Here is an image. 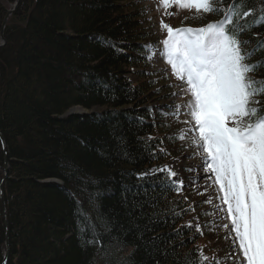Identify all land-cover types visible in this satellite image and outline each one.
Segmentation results:
<instances>
[{"label": "trees", "instance_id": "obj_1", "mask_svg": "<svg viewBox=\"0 0 264 264\" xmlns=\"http://www.w3.org/2000/svg\"><path fill=\"white\" fill-rule=\"evenodd\" d=\"M6 7L0 0V27ZM141 7L137 0H37L36 7L21 0L8 22L9 44L0 48L11 190L6 264H199L201 251L203 264H219L202 249L209 235L190 219V199L134 175L182 148L173 115H164L172 112L152 104L160 93L150 91L156 80L143 46L154 45ZM236 10L253 13L239 21L250 26L240 39L256 48L264 41V2L237 0ZM223 16L206 14L207 23ZM261 60L264 49L249 63ZM249 75L264 80V66ZM256 99L264 107V96ZM77 105L89 112L64 116ZM48 178L63 183L42 181ZM90 225L97 236L85 245L93 236L81 229Z\"/></svg>", "mask_w": 264, "mask_h": 264}, {"label": "snow or ice", "instance_id": "obj_2", "mask_svg": "<svg viewBox=\"0 0 264 264\" xmlns=\"http://www.w3.org/2000/svg\"><path fill=\"white\" fill-rule=\"evenodd\" d=\"M174 2L180 9H194L197 13L194 18L224 13L223 19L201 27L174 28L162 20L161 28L167 35L160 42L162 48L158 54L165 58L177 79L185 83V94H190L186 111L194 121L191 130L197 137L193 143L200 149L196 155L201 161L196 167L211 173L207 179L218 186L221 195L217 197L220 204L216 207L226 213L229 221L222 227L233 236V247H238L234 264H264V107L256 99L264 96V80L249 75L264 66V60L249 63L256 51L264 49V41L250 50L243 47L249 41L241 40L240 36L250 26L239 21L253 13L237 11V0L226 9L216 6L223 0ZM160 3L166 10L165 15H170L167 9L172 6V0H160ZM143 47L151 53L147 59L157 54L150 45ZM181 107L184 106H176L177 112ZM121 149H124L123 142ZM121 154L126 157V150ZM134 175L141 181L152 180L162 191L179 192L184 187V180L171 165ZM185 227L191 228V222ZM195 227L199 232L200 225ZM86 231H91L93 240L85 239L84 244L94 243L95 225L81 229L82 234ZM207 259L201 251L199 264Z\"/></svg>", "mask_w": 264, "mask_h": 264}, {"label": "rangeland", "instance_id": "obj_3", "mask_svg": "<svg viewBox=\"0 0 264 264\" xmlns=\"http://www.w3.org/2000/svg\"><path fill=\"white\" fill-rule=\"evenodd\" d=\"M6 4H11V0H5ZM145 10L147 12L146 26H150L149 30L152 34V44L154 45L153 52L157 54L150 59L149 72H153L155 76L156 86L150 90L151 92H159V99L152 101L155 105H171L168 107L170 112H177L176 106L183 105L173 118L176 119L179 132L184 136L182 144L186 146L185 151L179 157L170 159L166 165H171L174 171H177L179 176L184 180L182 193L186 195L192 205L195 207L191 220H196L200 228L209 235L208 238L202 241V249L208 251L207 255L214 257L219 264H234V260L238 255V247L234 248L232 239L228 230L222 227L223 223L229 221L225 218L226 213L221 212L216 206L220 204L217 198L218 186L213 185L207 177L211 173H206L203 167L197 168L194 160L201 163L198 155L200 149L193 143V139L197 137V133L192 131L194 121L186 111L187 102L190 99V94H185L186 87L183 81L177 79L172 73L171 66L167 64L164 57L158 54V50L162 48L160 43L166 38V30L161 28V21L169 24L172 27H201L209 21L206 19V14H201L199 18H194L197 13L194 9H180L172 0V6L167 9L170 15H165V8L161 5L160 0H145ZM207 20V21H206ZM136 80V79H135ZM159 89V91H157ZM175 93V95H172ZM175 160V163L173 161ZM198 164V165H199ZM164 166L160 168H164ZM192 168L193 171L187 169ZM199 176V179L196 177ZM1 178V170H0ZM210 201V203H209ZM226 208V206H224ZM234 235V234H233Z\"/></svg>", "mask_w": 264, "mask_h": 264}, {"label": "bare ground", "instance_id": "obj_4", "mask_svg": "<svg viewBox=\"0 0 264 264\" xmlns=\"http://www.w3.org/2000/svg\"><path fill=\"white\" fill-rule=\"evenodd\" d=\"M115 1H117V0H115ZM20 2H21V0H12L11 4L7 5V7H6V14H5V16H4L3 20H2L1 27H0V48H2V47H4V46L9 44V40L7 39L6 34H5V28H6L7 24H8V22L11 19L15 18V16H16L15 12L17 11ZM144 2H145V0H137V3L140 6H142V5L145 6ZM31 3H32V6L36 7L37 0H31ZM145 7H141V8H143L145 19H147V17H146L147 12L145 10ZM29 11L34 12V14H38L39 13V11L35 12V8L34 7L30 8ZM10 45H12V41L11 40H10ZM125 76L131 78L133 81H135V79L137 77L136 75L130 74V73H128V74L125 73ZM88 112H89V110L77 105V106L71 107V109H69L64 114V116H67V115H70V114H74V113L75 114H78V113H80V114L82 113L83 114V113H88ZM175 121H176V119H175ZM175 125L176 126L173 127L175 129L174 133L177 135V137H178V139L180 141L179 142L180 146L182 148H181L180 151L177 152V154H175L170 159H173L175 157L181 156L183 154V152L185 151V148H186V146H184L182 144V140L179 138L182 134L179 132L177 121H176ZM0 134H1L0 145H1L2 154H3V160L0 161V170H1V178H0V221L2 222V223L1 222L0 223H1V225L3 227V231H4V246H5V248L3 250H2V248L0 246V252H2V258H3V256L6 253L5 238H6V234H7L8 235V253H7V258H8V256H9V226H10L8 212L10 213V207H9V204H8V202L6 200L5 192H7V193L11 192L10 186L6 184V180L9 178V175H10L9 174L10 166H9V160L7 159L8 158V148H7V144H6L4 135H3L1 130H0ZM169 160L167 159L164 162H161L159 164H157V163L147 164L145 167L139 168L141 170L140 172H147L150 169H158V168L164 166L165 164H167V162ZM196 160H194L193 163L198 165L199 163H197ZM154 162H156V161H154ZM140 172H138V173H140ZM42 181L50 183V184H53V183L62 184L63 183L58 178H48V179H44ZM164 192H168V191H164ZM192 215H193V212H192ZM4 223H6L7 225H5ZM5 226H7V231H6Z\"/></svg>", "mask_w": 264, "mask_h": 264}, {"label": "water", "instance_id": "obj_5", "mask_svg": "<svg viewBox=\"0 0 264 264\" xmlns=\"http://www.w3.org/2000/svg\"><path fill=\"white\" fill-rule=\"evenodd\" d=\"M0 137H1V134H0ZM4 224L7 225L6 223H4ZM5 228H6V231H7V226H5ZM5 244H6V253L3 256V258H2L1 264H5L6 261H7V253H8V235L7 234H6V238H5Z\"/></svg>", "mask_w": 264, "mask_h": 264}]
</instances>
